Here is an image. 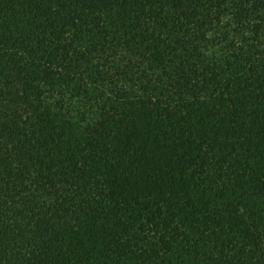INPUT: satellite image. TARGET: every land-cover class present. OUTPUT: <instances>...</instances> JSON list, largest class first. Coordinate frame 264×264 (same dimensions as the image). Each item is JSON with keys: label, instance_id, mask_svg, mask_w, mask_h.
Here are the masks:
<instances>
[{"label": "trees", "instance_id": "16d2710c", "mask_svg": "<svg viewBox=\"0 0 264 264\" xmlns=\"http://www.w3.org/2000/svg\"><path fill=\"white\" fill-rule=\"evenodd\" d=\"M0 264H264V0H0Z\"/></svg>", "mask_w": 264, "mask_h": 264}]
</instances>
